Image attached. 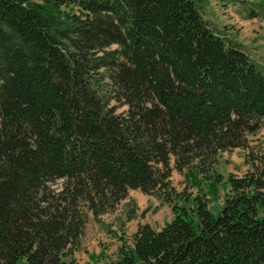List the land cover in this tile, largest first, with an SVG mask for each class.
<instances>
[{
    "label": "trees",
    "instance_id": "obj_1",
    "mask_svg": "<svg viewBox=\"0 0 264 264\" xmlns=\"http://www.w3.org/2000/svg\"><path fill=\"white\" fill-rule=\"evenodd\" d=\"M211 2L264 21L249 0H0V264H78L89 214L129 191L172 219L138 225L112 264H264V153L248 142L264 65L205 19ZM235 149L247 171L215 174ZM204 183L228 188L216 217Z\"/></svg>",
    "mask_w": 264,
    "mask_h": 264
},
{
    "label": "rangeland",
    "instance_id": "obj_2",
    "mask_svg": "<svg viewBox=\"0 0 264 264\" xmlns=\"http://www.w3.org/2000/svg\"><path fill=\"white\" fill-rule=\"evenodd\" d=\"M259 1L264 6V0ZM230 6L225 7L211 2L204 17L213 27L215 25L219 29H224L233 38L242 40L244 45L240 44L245 51L264 65V22L250 19L244 22L237 13V8L233 9ZM110 106H115V103L111 102ZM125 110L126 107H118L116 112L121 113ZM248 142L253 149L264 153V125L255 135L248 137ZM245 153L244 150L219 153L214 173L224 179L229 174L242 176L248 169ZM170 179L178 193L186 191L187 194H196L195 188H186L184 178L177 172L173 171ZM202 189L204 193H208L206 197L209 201V209L216 217L221 210L228 188L219 185L215 196L208 192L207 184L204 183ZM129 200L133 201L137 208L136 216L131 221H125L122 209ZM127 201H123L115 212L101 216L99 222L93 220L92 215L89 214L80 249L75 253L78 264H112L116 260L121 243L131 244L132 235L138 225L149 224L152 228L159 229L172 219L170 207L162 204L156 197L144 195L139 191H129Z\"/></svg>",
    "mask_w": 264,
    "mask_h": 264
},
{
    "label": "crops",
    "instance_id": "obj_3",
    "mask_svg": "<svg viewBox=\"0 0 264 264\" xmlns=\"http://www.w3.org/2000/svg\"><path fill=\"white\" fill-rule=\"evenodd\" d=\"M249 1H251V2H257V3H259V2H262V1H259V0H249ZM259 1V2H258ZM230 7H232L233 9L235 8L234 6H230ZM241 18V17H240ZM250 20H259V21H263V20H260V19H250ZM250 20H245V19H243V21L244 22H247V21H250ZM264 22V21H263ZM236 40L238 41V43H241V44H243L244 45V42L242 41V40H239V39H237L236 38ZM240 150H242V149H235V151H240ZM243 151V150H242ZM245 152V151H244ZM92 264V263H91Z\"/></svg>",
    "mask_w": 264,
    "mask_h": 264
}]
</instances>
